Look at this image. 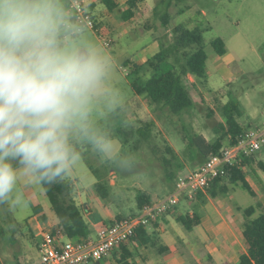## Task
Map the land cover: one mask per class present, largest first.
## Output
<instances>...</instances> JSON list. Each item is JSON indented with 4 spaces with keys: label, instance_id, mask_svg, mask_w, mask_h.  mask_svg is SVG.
Returning a JSON list of instances; mask_svg holds the SVG:
<instances>
[{
    "label": "rangeland",
    "instance_id": "rangeland-1",
    "mask_svg": "<svg viewBox=\"0 0 264 264\" xmlns=\"http://www.w3.org/2000/svg\"><path fill=\"white\" fill-rule=\"evenodd\" d=\"M155 1L145 0L148 4H154ZM62 4L69 28L63 39L95 45L108 56L111 62L105 95L94 103L87 121L90 133L103 138L110 147L105 151L101 147L80 139L78 134H71L69 142L74 149H78L77 153L80 159L72 166L63 179L64 181L69 183L76 180L80 188H86L92 180L96 179L92 171V169H96L103 177L108 178L112 184V190L123 197L125 206H134V195L139 187L154 189L164 185V183L155 181L156 176H153L155 173L159 174V170L162 171V169L157 168L160 162L154 159L150 146L163 149L166 142H172L176 147H181L183 141L171 118L165 114L166 112L160 111L146 98L138 97L134 93L130 85L132 77L130 72L132 62L144 63L158 52L161 42L171 41V29L177 25L188 29H197L201 33L202 45L208 56L209 74L206 75L203 82L198 79L195 83L189 82L191 94L200 105H196V110H192L189 116H184L183 120L187 124L192 121L197 130L203 121L206 124V131H208L207 136L211 140L214 135L213 126L224 120L220 110L221 106L230 99L236 98L243 108V115L238 118V121L245 130L264 122V0H179L173 2L169 8L165 2H157L155 4L158 5L156 12L148 9L142 3L141 5L144 6L141 15H137L127 23H124L118 16L119 11L113 13V19L118 25V33L127 30L125 35L113 34L112 30L115 27L107 20H100L95 15L96 10L94 12L89 6L88 8L106 32L95 33L82 28L70 18L67 0H62ZM200 6L204 7L205 16L202 15ZM166 10L171 19L168 29L161 25L160 20ZM189 20L192 22L190 23ZM216 37L222 38L227 43L234 56V60H231L221 70H214L211 64L209 65V59L213 56L214 51L211 41ZM109 39L110 46H104L103 41ZM142 78L145 77L140 79L142 80ZM199 112L202 113L204 120L198 119ZM250 114L253 115L252 119ZM121 118L123 120L120 124V131L116 121ZM151 120L155 121V125L150 126L151 141L139 151H131L130 147L135 137L134 134H129L127 136L128 143L125 142L126 130L131 129L134 132L141 122ZM178 153L181 155L182 151L179 150ZM260 158L264 162V149L260 150ZM257 162L258 160L255 159L245 169H252V176L259 179L258 188L262 194L263 203L240 188L230 197L231 201L236 202L243 209L249 206L255 207V204L257 208L256 201L261 204L253 216L261 210L264 211V180L260 176L263 170ZM189 163L190 166L187 165L188 168L186 167L185 171L196 166L192 162ZM127 172L129 176H132L129 178L132 180L131 183H129L130 181L125 183L123 180V176L127 177ZM22 184L26 185V181L23 179L20 180L17 188L21 194L18 204L15 206L0 205V237L2 236L1 231L7 232L9 235V231L13 229L14 237L18 239L19 243L18 246L12 247L13 250L23 247L26 249L35 248L36 239L33 240L30 237L29 241L28 233L23 235L27 230V219L31 226L36 228H34L35 230H38L41 220H43L39 215L33 217L36 209L35 202L31 199H36L39 202L35 203L36 205L43 206L45 203L49 205L42 185L30 184V190H28L27 187L22 188ZM25 190L29 193L30 200ZM190 200L191 198L187 196H181L178 206L187 207L185 210H188V207L191 208L194 205ZM203 200L204 198L199 201L203 202ZM195 207H199L198 204ZM184 214L186 213L184 212ZM16 222H19L24 228L17 231ZM42 230L44 231V229ZM105 258L107 256L99 262L88 264H110L109 260ZM23 259L25 264L30 260L27 256H24ZM135 260V258L131 260L132 264H136Z\"/></svg>",
    "mask_w": 264,
    "mask_h": 264
},
{
    "label": "clouds",
    "instance_id": "clouds-1",
    "mask_svg": "<svg viewBox=\"0 0 264 264\" xmlns=\"http://www.w3.org/2000/svg\"><path fill=\"white\" fill-rule=\"evenodd\" d=\"M68 31L62 0H0V205L20 202L22 178L63 181L80 159L71 134L110 147L87 121L111 62L95 45L64 40Z\"/></svg>",
    "mask_w": 264,
    "mask_h": 264
},
{
    "label": "trees",
    "instance_id": "trees-1",
    "mask_svg": "<svg viewBox=\"0 0 264 264\" xmlns=\"http://www.w3.org/2000/svg\"><path fill=\"white\" fill-rule=\"evenodd\" d=\"M140 1L127 0L126 7L120 8L116 0H101L102 4L110 12L119 11L118 16L123 21L129 20L135 15L136 11L139 10L138 4ZM177 1L179 0H159L160 3L165 2L167 8ZM157 8L158 5H155V12ZM160 20L161 25L168 29L171 19L167 10L161 15ZM170 33L172 36L171 41L161 42L158 52L152 57L142 64L131 63L130 74L132 77L130 85L135 94L143 96L155 108L169 115L184 143L181 155L194 165H198L210 155L219 153L224 146H230L236 142L237 136L245 130L244 126L238 121V118L243 115V108L236 98H232L223 104L220 110L224 120L213 126L214 135L210 141L195 128L192 121L187 124L183 120L184 116L191 114L195 106L193 95L189 89L190 80L188 75H194L203 82L207 73L208 56L202 45L201 33L197 29H188L177 25L171 29ZM211 46L218 55L226 53L225 41L220 37L213 39ZM141 77L145 78L141 80ZM122 120L123 118L116 121L117 128L120 131ZM152 125H155V121H143L135 128L134 132L131 129L126 130V134L124 133L125 142L127 141L128 143L127 136L129 134H134L135 137L130 147L131 151H139L151 141L150 126ZM150 150L153 153V157L160 162L167 182H174L175 184L177 173L183 171L185 167L180 154L168 142L165 143L163 149L157 146H150ZM256 154L242 156L241 161L232 167L224 178H217L210 183L206 188L207 194L210 197H215L218 194L225 193L226 184L231 183L239 184L251 196H255V193L245 180V168L255 160ZM92 171L97 179L94 187L98 197L108 201L112 196L111 184L108 178L106 176L103 177L96 169H92ZM42 188L59 220V226L62 228L63 233L70 240L81 241L87 239L89 236L88 225L82 216L79 206L68 198V184L61 181L51 185L43 184ZM150 201L142 194L139 195L137 197V208L139 209L143 204ZM258 207H261V204L257 203ZM257 208L255 204V207L249 206L244 210L247 221L242 232V239L247 247L246 252L239 256L235 264H264V211L261 210L257 215L253 216L257 212ZM119 218H123V216L119 214L115 219ZM177 219L185 229H191L193 225L198 223L194 218H190L188 214L178 215ZM9 232L11 233L9 235L4 231H1V234L7 237L11 247L18 246V239L13 234L14 230L11 229ZM142 232L143 226H140L134 236L138 235L143 239ZM125 260V258L119 260V264H127Z\"/></svg>",
    "mask_w": 264,
    "mask_h": 264
},
{
    "label": "crops",
    "instance_id": "crops-1",
    "mask_svg": "<svg viewBox=\"0 0 264 264\" xmlns=\"http://www.w3.org/2000/svg\"><path fill=\"white\" fill-rule=\"evenodd\" d=\"M84 2L90 8H92L94 12L96 10L95 15L100 20H107L108 23L112 24V26L115 27V29L112 30L113 34L125 35L127 33V30H123L122 32L118 33V25H116V22L113 19V12H110L105 6L102 7L103 4L101 0H84ZM116 2L119 4L120 8L126 7L125 4L127 0H116ZM155 2L157 3L159 2V0H156ZM142 3L148 9L150 8L152 9V11H154L156 3L148 4L145 2V0H141L138 4L139 10L136 11L135 15L131 19L124 21V23H127L130 20L134 19L137 15H141V10L144 6L141 5ZM199 8H201L202 15L205 16L206 12L203 9L204 7L200 6ZM68 14L71 18L70 12ZM189 22L191 23L192 21L189 20ZM225 44L226 53L224 55H218L215 53V51H213V56L209 59V65L211 64V67H213L214 70H221L231 60H234V56L230 52L226 42ZM135 63L141 64L139 62ZM208 74L209 72L207 67L206 75ZM188 78L191 83H195L197 79L194 75L191 74L188 75ZM137 96L140 97L139 95ZM194 102L195 106L192 110L196 108V105H200L196 98H194ZM250 116V118L252 119L253 115L250 114ZM203 118L204 117L202 113L199 112L198 119L204 120ZM198 131L201 132L207 140H209L207 136L208 131H206V124L203 121L198 126ZM168 143L177 153L179 152V150L182 151L184 149V143L181 147H176L172 142ZM75 150L77 151L78 149ZM180 157H182L181 159L185 167L183 171H179L177 173V176L181 173L188 172L185 171V169L187 165L190 166V161L188 159L181 155ZM255 159L258 160L257 163L263 170V173L260 174V176L264 180V162L260 158V151L257 152ZM199 165L200 164L196 165L194 168L198 167ZM157 168L162 169V171L159 170V174L156 175L155 173L153 175L156 176L157 180L155 179V181L164 183V185L162 184L160 188L154 189L139 187L134 195V206H125L123 203V197L117 195L112 190L111 183L112 196L108 201H104L98 197L94 187L97 179L92 180L86 188H80L78 186V181L76 180L69 183L63 180L69 186L68 198L74 201L79 206L82 216L88 225V238H94L98 229L104 225L111 224L115 220L117 215L121 214L123 217H126L136 213L138 210L137 197L139 195L142 194L145 198L152 201L172 193V191L174 190V182H167L161 164L157 166ZM126 174L127 177L123 176V180L125 181V183L129 181V183H131L132 180H130L129 178L132 176H129L128 172ZM252 174V169H246L245 180L255 193V196L252 197H254L257 201H260L261 203L262 194L258 188L259 179L253 177ZM23 180L26 181L25 179ZM29 185L30 183L26 182V185L22 184V188L27 187V189L30 190ZM238 188L244 190L239 184L236 185L227 183L226 192L218 194L215 197H210L205 191H200V193L198 194L196 193V195L193 196L194 198H191L190 200L191 203L194 204L191 208L188 207V210H185L187 207H179L177 205L176 209L173 212L166 213L160 216L153 223L143 227V239H141V237L138 235L134 236L132 240H130L124 246L115 249L105 259L109 260L110 264H119V260L124 258L126 259L125 261L127 264H132L131 260L133 258L136 259V264H235L239 256L242 253L246 252L247 247L242 239V232L247 221V217L244 212L245 208L243 209L236 202L231 201L230 199V197L236 193ZM26 191L27 190H25V193L30 200V196L28 195L29 193ZM202 198H204V200L203 202H200L199 200ZM31 201L39 203L36 199H31ZM257 201L256 203H258ZM35 203L34 207L36 210L33 214V217L39 215L43 218V220H41V226L39 225L40 229L38 228V230H35L36 228L34 227V229L27 219V230L26 233L23 232V235H27L28 233L27 238H29V241L30 237L33 240L36 239L35 248L29 247L28 249H26L25 247H23L20 249H16L17 251H14L9 245V240L7 239V237L2 235L0 237V264H25L23 259L24 256L30 258L27 264L37 261L40 257V242L42 239L41 231H43L42 229H56L60 227L59 220L56 217L50 202L49 205L45 203L43 206H41L40 204L36 205ZM197 204L199 207H195V205ZM184 212L188 214L190 218H194L198 222L197 224L193 225L191 229H185L177 219L178 215L184 214ZM15 225L17 231L18 229L22 230L24 228L23 226H21V224H19V222ZM61 239L63 241L70 240L63 233V231Z\"/></svg>",
    "mask_w": 264,
    "mask_h": 264
},
{
    "label": "built area",
    "instance_id": "built-area-1",
    "mask_svg": "<svg viewBox=\"0 0 264 264\" xmlns=\"http://www.w3.org/2000/svg\"><path fill=\"white\" fill-rule=\"evenodd\" d=\"M72 20L82 28L95 33L106 32L84 0H67ZM103 45L110 46V39ZM264 149V122L242 131L233 145L224 146L198 167L177 176L172 193L143 204L135 214L115 219L98 229L94 238L81 241H63L62 229L42 232L40 257L30 264H88L99 262L112 251L128 243L140 226H147L160 216L173 212L181 196H193L205 191L217 178H224L229 170L249 156Z\"/></svg>",
    "mask_w": 264,
    "mask_h": 264
}]
</instances>
